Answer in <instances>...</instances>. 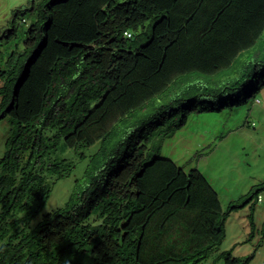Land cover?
<instances>
[{"label":"trees","instance_id":"trees-1","mask_svg":"<svg viewBox=\"0 0 264 264\" xmlns=\"http://www.w3.org/2000/svg\"><path fill=\"white\" fill-rule=\"evenodd\" d=\"M31 10L24 51L0 70V115L12 124L0 264H248L230 251L207 260L228 215L264 184L224 212L207 178L153 140L193 110L239 104L233 92L264 75V0H32ZM96 142L66 204L32 225L49 175L64 173L59 155Z\"/></svg>","mask_w":264,"mask_h":264},{"label":"rangeland","instance_id":"rangeland-1","mask_svg":"<svg viewBox=\"0 0 264 264\" xmlns=\"http://www.w3.org/2000/svg\"><path fill=\"white\" fill-rule=\"evenodd\" d=\"M31 7L32 0H0V70L11 68L10 64L25 49L26 31L36 20L37 12ZM13 28L16 34H9V39L7 34ZM254 81L233 92L239 104L228 102L216 111L193 110L173 134L163 138L155 135L153 140L160 143L161 157L173 160L186 172L198 169L207 178L218 193L224 212L232 201L264 184V75ZM251 86L255 90L249 97ZM213 101L217 98L209 96L202 104L211 105ZM11 130L10 118L0 115V158L7 150ZM99 147L100 142H96L92 146L67 148L59 155L64 173L49 175V197L32 225L66 204ZM260 196L261 201L254 200L228 215L226 236L207 262L230 251L234 257L248 258V264H264V188ZM218 264H223V260L218 259Z\"/></svg>","mask_w":264,"mask_h":264},{"label":"built area","instance_id":"built-area-1","mask_svg":"<svg viewBox=\"0 0 264 264\" xmlns=\"http://www.w3.org/2000/svg\"><path fill=\"white\" fill-rule=\"evenodd\" d=\"M126 35H127L128 37H131V33H130V32H126ZM257 101H259V100H257ZM258 200L261 201V200H262V197L259 196V197H258Z\"/></svg>","mask_w":264,"mask_h":264},{"label":"clouds","instance_id":"clouds-1","mask_svg":"<svg viewBox=\"0 0 264 264\" xmlns=\"http://www.w3.org/2000/svg\"><path fill=\"white\" fill-rule=\"evenodd\" d=\"M23 20H25V19H23Z\"/></svg>","mask_w":264,"mask_h":264},{"label":"crops","instance_id":"crops-1","mask_svg":"<svg viewBox=\"0 0 264 264\" xmlns=\"http://www.w3.org/2000/svg\"><path fill=\"white\" fill-rule=\"evenodd\" d=\"M25 19V18H24Z\"/></svg>","mask_w":264,"mask_h":264}]
</instances>
